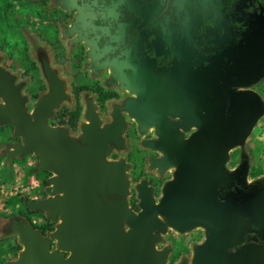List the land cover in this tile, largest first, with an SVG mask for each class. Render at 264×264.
<instances>
[{
  "label": "water",
  "instance_id": "water-1",
  "mask_svg": "<svg viewBox=\"0 0 264 264\" xmlns=\"http://www.w3.org/2000/svg\"><path fill=\"white\" fill-rule=\"evenodd\" d=\"M70 2L79 10L76 0ZM230 61L232 66L224 70L236 71L231 75L236 81L216 76L221 84L216 88L215 121L199 124V131L189 139H183L160 107L159 121L154 123L160 139L149 146L163 154L154 165L161 170L173 168L175 172L159 203H155L145 184L137 187L138 214L129 209L125 200L128 195L125 163L107 161L110 143L121 146V120L116 117L113 125L101 130L90 107L89 123L82 127L84 146H81L68 136L66 129L48 125L66 97L63 84L52 71H45L48 93L29 112L20 87L0 70V124L12 125L15 136L21 138V144L12 146L11 155L34 154L39 159L37 170L53 174L47 188L50 197L28 206L45 212L50 221L59 222L50 234L56 241L54 250L40 231L22 225L23 250L10 264H166L168 250L156 249L161 235L167 229L182 234L195 228L204 229L206 237L193 249L192 264H264V243H247L231 251L246 227L253 225L264 230V191L244 200L225 197L221 201L217 196L218 188L231 178L225 168L229 152L244 144L263 115L262 102L253 92L231 95L236 111L231 120L225 118L223 111L231 88L249 87L264 78V32H257L254 41ZM219 66L217 62V73ZM140 79L137 75L141 99L136 109L133 104L125 109L139 121L140 131L145 132L146 84ZM187 82L182 95L173 93L167 98L158 94L153 103L167 104L166 112L180 115L171 106L177 103L191 106L195 79L187 77ZM156 110L154 106L153 112ZM246 173L244 161L232 177ZM107 195L117 198L106 200ZM179 264L187 262L183 259Z\"/></svg>",
  "mask_w": 264,
  "mask_h": 264
},
{
  "label": "flooded vegetation",
  "instance_id": "flooded-vegetation-1",
  "mask_svg": "<svg viewBox=\"0 0 264 264\" xmlns=\"http://www.w3.org/2000/svg\"><path fill=\"white\" fill-rule=\"evenodd\" d=\"M118 1L114 0L111 3ZM108 2L109 0H76L79 10L65 4L64 0L41 2L45 13L51 16L53 40L64 41L61 58L65 59V63H69L71 69L65 76L69 88L67 93L69 103L63 105L64 99L55 109L53 119L49 121L57 125L51 127L66 129L68 136L84 146L81 142L82 127L89 123L87 113L90 107L99 120L101 130L107 125H113L116 117L121 120L123 124L121 146L117 147L110 143L107 161L125 163L128 183V195L125 200L129 209L138 214L140 199L137 187L145 184L151 191L155 203H159L165 185L173 179L175 172L173 168L161 170L154 165L163 154L149 146L151 142L160 139L154 126V123L159 121L160 107L165 117L177 127L185 140L199 131V124L215 121L216 88L221 84L216 80V76L222 75L227 80L236 81L231 75L237 72L231 70L227 72L224 69L232 66L230 59L236 57L239 51H243L248 43L253 42L257 32H264V0H158L157 7L153 8L155 12L147 14V23L123 9H111L112 6ZM73 25L77 29V35L64 38L63 30L67 31ZM199 26L202 28L197 31L196 28ZM177 28L184 29L189 36L185 43L176 37L173 38L175 45L172 55L166 54L168 49L164 44H158L149 38L151 34L162 36L164 29ZM103 29L108 31L103 32ZM120 29H125L126 38L119 41V46L113 45L111 38L115 37L117 30ZM133 29L141 31L147 29V50L143 43L137 45L138 42L136 44L132 41L130 36ZM107 48L110 49L108 54L103 55ZM217 62L220 65L218 73ZM137 75L141 77V82L146 84L145 132L140 131L139 121L125 109L129 104H133L132 108L136 109L141 99L137 91L140 90L136 84ZM187 77L195 79V87L191 88L194 89L191 106L171 104V108L180 115L172 116L166 112L167 104L159 106L158 103H153L152 100L157 99L158 94L167 98L173 93L182 95L185 91L184 86L188 83ZM76 79L84 80V84L78 85L75 83ZM14 84L20 86L16 82ZM21 91L22 88L20 93ZM243 92H253L263 105V115L251 128L245 143L256 134L257 125L264 116V78L255 81L249 87H233L229 90L223 111L227 120L236 115L231 104V95ZM46 94L27 98L26 107L30 106L32 111L35 103ZM154 106L158 110L153 112ZM62 108L67 109L63 124L57 120ZM239 147L229 152L228 159L235 156V153L238 154L237 167H225L231 178L226 185H221L217 190L218 199L221 201L225 197L244 200L264 191V185L255 181L258 177L251 182L247 181L251 165L248 154L244 149L239 150ZM244 161L247 162L246 175L233 178L232 175L239 170ZM110 198L117 197L113 195L105 197L106 200ZM204 232L206 236V231ZM240 238L231 251L247 243H264V230L250 225L242 231ZM163 242L164 239L161 238L160 243L156 245L158 251L164 250L157 247ZM198 245L197 242L190 243L192 249ZM170 251L171 248L168 250V257L171 255ZM181 255L182 261L185 255Z\"/></svg>",
  "mask_w": 264,
  "mask_h": 264
},
{
  "label": "rangeland",
  "instance_id": "rangeland-1",
  "mask_svg": "<svg viewBox=\"0 0 264 264\" xmlns=\"http://www.w3.org/2000/svg\"><path fill=\"white\" fill-rule=\"evenodd\" d=\"M50 18L39 0H0V70L20 85L21 93L27 99L48 92L45 71L49 69L63 83L66 97L62 104L67 105L69 88L65 76L71 69L69 63L61 58L64 41L53 40ZM75 83L83 85L84 80L76 79ZM6 125L0 124V264H10L22 252L21 226L33 228L27 220L36 227L49 220L45 212L34 213L35 210L28 204L50 197L47 188L42 187V170H37L39 159L34 154L11 155L12 146L21 144V138L15 136L14 129ZM243 149L251 165L247 181L258 177L256 183L264 185V116L257 125L256 134L239 147V150ZM237 155L235 153L228 159L226 167H237ZM233 159L235 165L232 167ZM51 177H48V184ZM55 222L58 225L59 222ZM44 237L54 250L56 241L50 234ZM161 237L164 242L157 246L158 249L171 248L166 264H179L181 254L185 255L187 264H192L193 249L190 243L200 245L206 236L202 228H195L182 234L167 229Z\"/></svg>",
  "mask_w": 264,
  "mask_h": 264
},
{
  "label": "crops",
  "instance_id": "crops-1",
  "mask_svg": "<svg viewBox=\"0 0 264 264\" xmlns=\"http://www.w3.org/2000/svg\"><path fill=\"white\" fill-rule=\"evenodd\" d=\"M48 1V0H47ZM114 0H109V5L111 4V9H123L125 11L130 12V14L135 15L139 20H145L147 23V14L151 15L155 11H153V8L158 4V0H119L118 2L111 3ZM217 1V0H216ZM41 0H39V3L41 4ZM64 3L70 4V0H64ZM42 6V4H41ZM157 7V6H156ZM150 12V13H149ZM152 12V13H151ZM147 27V26H146ZM201 26L197 27L196 30L200 31ZM69 29V30H68ZM67 31L63 30V37H74L77 35V29L73 25L71 28H68ZM107 29H103V32H107ZM189 34L187 31H185L182 28H177L174 30H163L162 36H157L156 34H151L150 39H153V41H156L158 44H164L167 47V55H172L173 47L175 45V42L173 41V38L176 37L177 40L183 41L184 43L186 40H188ZM123 38H126L125 29L117 30V35L113 38L112 44L113 45H120L119 41ZM130 38L132 41H134L137 45H141L143 43L145 49L147 50V29L141 31L138 29L131 30V36ZM82 43H85V41H81ZM135 44V45H136ZM109 48L105 49L103 52V55L108 54ZM121 56H124V54H120ZM126 55H128L126 53Z\"/></svg>",
  "mask_w": 264,
  "mask_h": 264
},
{
  "label": "trees",
  "instance_id": "trees-1",
  "mask_svg": "<svg viewBox=\"0 0 264 264\" xmlns=\"http://www.w3.org/2000/svg\"><path fill=\"white\" fill-rule=\"evenodd\" d=\"M27 110H31V107L29 106L27 108ZM66 113H67V109L66 108H62L60 109L58 115H57V120H59L60 123L63 124V120L66 116ZM76 119V118H75ZM48 124L50 126H57L55 125V122L53 121H49ZM7 127H10L11 129H14L12 125L10 124H7L6 125ZM61 127V126H59ZM75 128V125L73 126ZM17 140H19L18 137H16ZM235 165V160L233 159L230 166H234ZM41 174H43L44 176V180H43V183H42V187L43 188H48L49 187V184L47 182L48 180V177H51V174L52 172L48 171V170H42L40 171ZM46 179V180H45ZM34 213H41V211H34ZM29 222V224L35 229V230H38L42 233L43 236H46L47 234H51L55 231L56 227H57V222H51L49 220H46L45 224H43L42 226L40 227H36V226H33L31 223H30V220H27Z\"/></svg>",
  "mask_w": 264,
  "mask_h": 264
}]
</instances>
